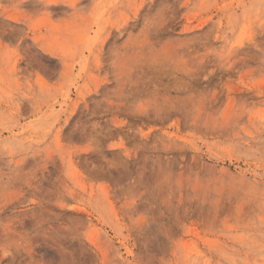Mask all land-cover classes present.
Here are the masks:
<instances>
[{"label": "rangeland", "instance_id": "374dc122", "mask_svg": "<svg viewBox=\"0 0 264 264\" xmlns=\"http://www.w3.org/2000/svg\"><path fill=\"white\" fill-rule=\"evenodd\" d=\"M0 264H264V0H0Z\"/></svg>", "mask_w": 264, "mask_h": 264}]
</instances>
